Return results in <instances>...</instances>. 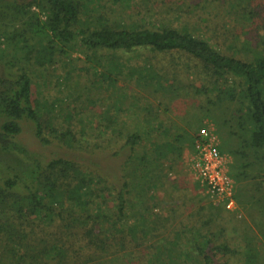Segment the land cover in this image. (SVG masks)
<instances>
[{
	"label": "trees",
	"instance_id": "1",
	"mask_svg": "<svg viewBox=\"0 0 264 264\" xmlns=\"http://www.w3.org/2000/svg\"><path fill=\"white\" fill-rule=\"evenodd\" d=\"M89 1L0 0V62L6 64L0 73V153L21 154L0 168V249L7 250V264H97L131 240L142 246L157 231L152 222L163 217L152 212L148 196L154 198L162 185L169 161H179L185 150L195 153L205 117L215 125L218 151L231 158L235 207L208 194L215 204L198 210L207 215L192 221L190 213L170 239L152 244L149 264H219L218 256L241 254L243 264H264V28L256 47L243 43L239 34L234 37L241 44H226V52L219 40L183 27L90 19L83 12ZM108 1L122 11L134 3ZM242 2L230 3L238 27L247 18ZM73 53L82 57L97 90L92 103L101 86L115 94L114 108L102 112L91 134L58 126L50 112L54 103L47 108V101L34 95L32 64L49 73L59 57ZM11 54L13 60H7ZM179 59L192 73L189 84L179 78ZM13 61L19 67L10 71ZM207 93H214L215 101L203 104L234 103V109L215 114L202 104L200 110L187 104ZM181 101L186 102L179 126L163 114L175 112ZM24 123L35 139L21 144L15 140ZM90 137L100 144L84 148L82 141ZM53 140L79 155L49 159L36 151ZM32 143L37 149L30 148ZM119 158L117 169L106 162ZM100 161L116 170L118 183L100 171ZM7 169L12 174L4 177ZM36 221L48 240L38 245L29 236ZM223 234L229 239H221ZM13 244L22 245V256L12 253Z\"/></svg>",
	"mask_w": 264,
	"mask_h": 264
},
{
	"label": "rangeland",
	"instance_id": "2",
	"mask_svg": "<svg viewBox=\"0 0 264 264\" xmlns=\"http://www.w3.org/2000/svg\"><path fill=\"white\" fill-rule=\"evenodd\" d=\"M233 1L235 0H134V3L130 7L124 6L122 11L121 7L108 0H90L89 2H85L87 4L83 12H85V15L90 19L102 17L110 20L111 23L137 22L147 27H158L159 25L167 24L175 27L187 28L200 37L214 38L212 39L214 42L219 40L221 42V47H224L226 52H230L226 44H233L236 47L241 44L240 39L234 37V35L240 34L242 35L241 40H243V43L247 41L250 48H254L259 41L258 34L264 28V0H243V15L246 14L247 18L243 16V21L238 23L240 28L234 25L239 18L237 14H235L234 9L230 7V3ZM85 15H83V18ZM217 37L219 39H216ZM71 55L72 57H66L64 59L59 57L58 62L54 67L50 68L49 73L41 71L37 66L32 64L34 95L42 102L44 100L47 101V108H50L49 104H52V102L54 103L55 106L51 108L50 112L52 111L56 116V124L58 123V126L62 128L69 127L76 133L84 129L85 132L91 134V126L100 119L102 112H104L107 107H110L111 110L114 108L113 102L115 94H110L108 90L103 91L104 88L101 86L96 93L94 103H92L90 98L92 100V96H95L93 93L97 90L92 87L90 73L86 71L85 66L82 64L83 60L78 59L82 58L81 56L77 53ZM11 56L12 54L7 57V60H13ZM177 62H179V65H176L175 68L180 74L179 78L186 84H189L193 81V76L190 75L192 73H187V64L185 65L184 60L179 59ZM17 64V61H13L9 70H17L19 67ZM25 64L27 63H20V65L23 66ZM55 68L57 70L56 72L54 70ZM5 69L6 64L0 62V73L5 72ZM207 99L211 101L214 99L215 101L214 93H207L206 97H202V101L193 97L189 99V101L187 100V104L191 108L199 110L202 104L204 110L212 109L215 114H217L218 111L221 112L223 109L233 110L235 107L234 103L229 106L227 103L209 105L207 102H204L203 104L202 102L207 101ZM184 102L181 101L176 105L175 112L170 111L167 112V114H163V116H165L164 119L166 121L171 120L175 125L180 126V123L183 124L182 116L185 112L182 111H184ZM220 106L221 108H219ZM195 113L197 112L195 111ZM204 113L205 111H201V114ZM93 114H96L97 117H91V122H88L87 116ZM226 116L229 117L230 114ZM203 120L205 124L204 127L212 130L217 135L215 125L209 121L207 117ZM31 128L29 124L24 123L22 132L17 136L15 141L21 144H23L22 142L30 143L34 138ZM88 140V142L82 141L83 145H81L84 148L86 145H92L93 143L97 144L96 141L100 144L99 139L93 141V138L90 137ZM219 143L220 140L218 137L217 149ZM63 145L64 144L60 145L58 141L53 140V144L49 146H38L37 149V145L32 143L30 148H36V151L44 152L49 159L54 156L75 157V155H79L76 154L78 152ZM20 155V153L17 154L16 152L13 154H6L2 151L0 153V168L3 169L15 156ZM193 155L194 153L192 154L189 150H185L179 161H169L163 168L162 185L154 194V198L148 196V201L152 206V212L157 214H159V212L163 213L161 214L163 217L159 215L160 219L155 223L152 222L153 228L157 229L156 233L154 235H149V239L145 241L142 246L137 245L131 240L130 236H127L131 241L127 243L123 251L117 250L113 254H107L100 259L97 264H119L120 259L125 261L123 264H149L151 257L148 258V256L154 252L153 247H150L152 244L158 243L162 238L170 239L173 230L180 227L183 221L188 220L190 213L195 214L192 221L201 218L203 215H207L204 211L198 213L199 207L203 205L208 207L209 202L215 203L210 196H208L205 188L200 183H197L190 164ZM46 156L42 158L44 159ZM224 156L227 159L228 168L231 158L227 155ZM102 161H104V159ZM102 161L99 162L101 164V166H99L100 171L108 175L107 177L109 180L118 183L116 170L107 168V163L103 162V164ZM106 162L110 163L109 166L116 167L117 169L121 166L122 160L119 158L115 163L111 161ZM10 165L13 166V164ZM7 170L3 173L4 177L12 174L11 170ZM15 170L17 171V168H15ZM166 213L170 217H167L165 215ZM132 222H134V219H132ZM133 224L135 228L138 227L136 222ZM28 229H32L31 226H29ZM226 234L228 235L227 232ZM29 236L35 245H38L42 240H46L43 238H47L45 231L42 229V225H39L38 222L29 232ZM221 239L228 240L229 237L223 234ZM13 245L15 247L12 253L15 252L17 257L20 255L22 256V245ZM0 250V264H7V250ZM217 260L219 264H222L224 260H228L231 264H243V255H239L238 258L231 257L230 259L229 256H218Z\"/></svg>",
	"mask_w": 264,
	"mask_h": 264
},
{
	"label": "built area",
	"instance_id": "3",
	"mask_svg": "<svg viewBox=\"0 0 264 264\" xmlns=\"http://www.w3.org/2000/svg\"><path fill=\"white\" fill-rule=\"evenodd\" d=\"M195 153L191 159V169L206 193L226 207H235L234 181L228 175L227 159L218 149V137L208 128L198 129Z\"/></svg>",
	"mask_w": 264,
	"mask_h": 264
}]
</instances>
